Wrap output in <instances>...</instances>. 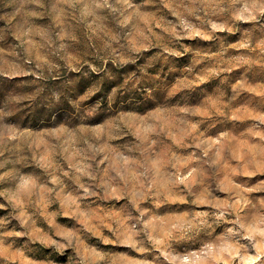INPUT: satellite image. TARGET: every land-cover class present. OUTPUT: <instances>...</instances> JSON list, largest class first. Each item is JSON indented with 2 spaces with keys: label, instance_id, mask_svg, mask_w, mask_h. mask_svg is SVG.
I'll list each match as a JSON object with an SVG mask.
<instances>
[{
  "label": "clouds",
  "instance_id": "1",
  "mask_svg": "<svg viewBox=\"0 0 264 264\" xmlns=\"http://www.w3.org/2000/svg\"><path fill=\"white\" fill-rule=\"evenodd\" d=\"M0 264H264V0H0Z\"/></svg>",
  "mask_w": 264,
  "mask_h": 264
},
{
  "label": "rangeland",
  "instance_id": "2",
  "mask_svg": "<svg viewBox=\"0 0 264 264\" xmlns=\"http://www.w3.org/2000/svg\"><path fill=\"white\" fill-rule=\"evenodd\" d=\"M87 84H88V82L85 81V82L82 84V87H86Z\"/></svg>",
  "mask_w": 264,
  "mask_h": 264
}]
</instances>
